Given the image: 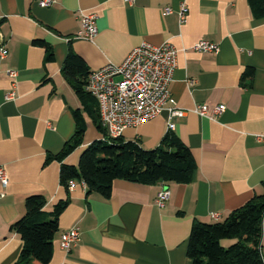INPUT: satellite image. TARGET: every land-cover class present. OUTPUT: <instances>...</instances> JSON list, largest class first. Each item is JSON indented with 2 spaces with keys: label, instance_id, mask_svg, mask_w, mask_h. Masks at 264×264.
I'll list each match as a JSON object with an SVG mask.
<instances>
[{
  "label": "crops",
  "instance_id": "1",
  "mask_svg": "<svg viewBox=\"0 0 264 264\" xmlns=\"http://www.w3.org/2000/svg\"><path fill=\"white\" fill-rule=\"evenodd\" d=\"M39 1L0 0V48L6 51L0 58V169L7 179L0 184V264L17 260L22 242L10 226L22 217L31 195L43 196L45 212L68 201L48 264H190L186 243L194 220L220 222L263 192L264 145L255 138L264 136V18L253 16L247 0H52L46 8ZM89 14L95 16V34L76 37L82 16ZM35 41L50 47L51 61L44 62V49ZM201 41L216 44L217 52L194 51ZM141 44H167L177 51L167 89L174 108L184 114L169 117L163 110L120 137L152 150L172 124L195 162L191 181L114 180L107 199L86 196L80 182L71 181L65 190L60 163L45 160L71 138L72 113L81 109L61 74L67 54L77 55L90 75L119 66ZM197 105L223 110L209 119L196 114ZM83 117L82 143L63 159L67 166H77L82 150L103 140ZM163 188L169 196L159 208L155 199ZM72 226L79 229V240L64 252L59 239ZM260 247L264 261V216Z\"/></svg>",
  "mask_w": 264,
  "mask_h": 264
},
{
  "label": "trees",
  "instance_id": "2",
  "mask_svg": "<svg viewBox=\"0 0 264 264\" xmlns=\"http://www.w3.org/2000/svg\"><path fill=\"white\" fill-rule=\"evenodd\" d=\"M255 18H264V0H247ZM44 49V62L52 59L50 47L35 41ZM61 74L73 90L81 109L72 115L75 128L61 151L47 156L60 163L59 184L67 190L71 181L85 187L86 196L95 194L103 199L110 195L114 180L142 185L157 183L187 184L195 170V162L187 147L170 130L161 137L152 150H144L138 141H127L120 136L108 138L100 124L95 99L86 91L89 72L84 62L69 52L63 62ZM247 70L245 77H250ZM85 115L103 136V140L90 143L78 157L77 166H67L63 159L81 146L85 132ZM262 193L254 194L244 205L231 211L222 221L203 223L194 220L187 238L186 256L190 264H264L261 255V219L264 216V182ZM59 201L51 212H45L43 196L31 195L24 201V214L11 226L22 246L14 264H48L51 243L57 232L58 217L67 204ZM231 241L226 247L222 241Z\"/></svg>",
  "mask_w": 264,
  "mask_h": 264
},
{
  "label": "built area",
  "instance_id": "3",
  "mask_svg": "<svg viewBox=\"0 0 264 264\" xmlns=\"http://www.w3.org/2000/svg\"><path fill=\"white\" fill-rule=\"evenodd\" d=\"M132 2V0H123ZM52 0H40L41 7H49ZM168 12V10H165ZM186 13L182 5L178 11L181 22L184 21ZM95 16L84 15L81 19V29L76 37L90 39L95 34ZM193 50L201 53H215L218 46L210 42H198ZM177 51L167 45L151 46L141 44L130 52L119 66H105L96 72H92L86 84V91L94 97L102 128L108 138H117L123 130L136 127L145 123L163 110H166L169 117H182L183 112L174 108V102L169 95L168 85L171 81L175 67ZM6 51L0 48V58H4ZM10 79H14V71L7 72ZM13 92L7 94L6 99H11ZM166 105H169L166 107ZM222 107H215L209 110L205 105H197L195 112L200 117L211 119L222 112ZM173 128L167 124V130ZM256 141L264 145V136H256ZM0 184L5 186L7 179L5 173L0 169ZM69 187L72 182H69ZM1 196V195H0ZM169 193L166 188L156 194L155 203L162 208ZM79 240V229L72 226L63 232L59 239V246L64 252H68Z\"/></svg>",
  "mask_w": 264,
  "mask_h": 264
},
{
  "label": "rangeland",
  "instance_id": "4",
  "mask_svg": "<svg viewBox=\"0 0 264 264\" xmlns=\"http://www.w3.org/2000/svg\"><path fill=\"white\" fill-rule=\"evenodd\" d=\"M225 241H227V240H225ZM226 247V246H225Z\"/></svg>",
  "mask_w": 264,
  "mask_h": 264
},
{
  "label": "bare ground",
  "instance_id": "5",
  "mask_svg": "<svg viewBox=\"0 0 264 264\" xmlns=\"http://www.w3.org/2000/svg\"><path fill=\"white\" fill-rule=\"evenodd\" d=\"M104 129V128H103ZM171 131V130H170Z\"/></svg>",
  "mask_w": 264,
  "mask_h": 264
}]
</instances>
